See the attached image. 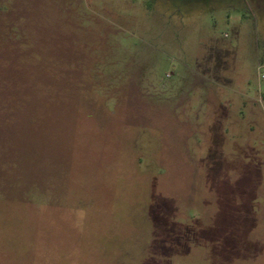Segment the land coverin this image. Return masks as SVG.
Here are the masks:
<instances>
[{
	"label": "rangeland",
	"instance_id": "374dc122",
	"mask_svg": "<svg viewBox=\"0 0 264 264\" xmlns=\"http://www.w3.org/2000/svg\"><path fill=\"white\" fill-rule=\"evenodd\" d=\"M264 0H0V264H264Z\"/></svg>",
	"mask_w": 264,
	"mask_h": 264
},
{
	"label": "trees",
	"instance_id": "16d2710c",
	"mask_svg": "<svg viewBox=\"0 0 264 264\" xmlns=\"http://www.w3.org/2000/svg\"><path fill=\"white\" fill-rule=\"evenodd\" d=\"M262 97H263V99H264V93H263Z\"/></svg>",
	"mask_w": 264,
	"mask_h": 264
},
{
	"label": "built area",
	"instance_id": "2783aa9c",
	"mask_svg": "<svg viewBox=\"0 0 264 264\" xmlns=\"http://www.w3.org/2000/svg\"><path fill=\"white\" fill-rule=\"evenodd\" d=\"M264 76V75H263Z\"/></svg>",
	"mask_w": 264,
	"mask_h": 264
}]
</instances>
